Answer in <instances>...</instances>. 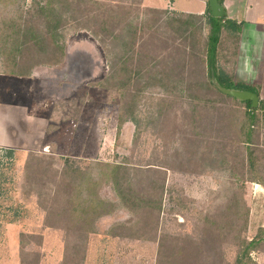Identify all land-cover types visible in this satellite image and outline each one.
Segmentation results:
<instances>
[{
    "label": "rangeland",
    "instance_id": "1",
    "mask_svg": "<svg viewBox=\"0 0 264 264\" xmlns=\"http://www.w3.org/2000/svg\"><path fill=\"white\" fill-rule=\"evenodd\" d=\"M26 1L31 7L34 0ZM77 1L74 11L63 16L58 32V45L64 51L60 64L58 50L43 38L46 51L38 54L33 48L22 66L33 75L32 80L0 75V264H20L21 234L41 238L40 247L36 243L28 247L39 253L40 264H60L62 260L63 233L43 228L39 212L28 204L24 208L19 200L21 172L31 150L73 159L81 168L95 160L163 167L167 170L164 209L174 211L164 215L168 219L165 227L170 226L173 235H189L190 257L194 259L200 250L209 257L206 261L202 255L201 264H211V259L220 256L222 261L212 264H232L235 248L231 242L198 232L192 211L221 216L236 196L241 177L246 180L244 200L249 210L246 236L252 239L264 228V187L249 180L242 145L232 148L238 139L235 127L241 111L212 88L199 86L207 81L204 58L197 47L205 30L193 29L185 36L170 32L166 19L184 18L168 12L157 20L140 7L141 0ZM247 1L227 0L229 13L234 12L233 19L243 27L235 60L223 34L218 66L222 75H234L236 83L259 85V98L264 100V0H249L248 5ZM101 5L118 12L123 20L119 31L129 23L141 31L131 52L158 59L151 72L182 81L178 84L182 93L165 95L153 80L142 78L132 91L140 99L135 112H131L133 107L126 112L131 100L124 104L126 123L118 138L120 95L103 84L118 51L111 36L116 29L104 26ZM33 24L42 29L39 20ZM161 99L167 100L166 108L157 117ZM197 99L216 102L213 108H203L204 103L196 106ZM256 146L264 151V114ZM218 154L227 155L226 164H221ZM259 172L264 178V158ZM120 215L99 223L97 234L89 240L84 264H155V247L107 236L108 228L125 218ZM252 259L264 264V248L253 253Z\"/></svg>",
    "mask_w": 264,
    "mask_h": 264
},
{
    "label": "trees",
    "instance_id": "2",
    "mask_svg": "<svg viewBox=\"0 0 264 264\" xmlns=\"http://www.w3.org/2000/svg\"><path fill=\"white\" fill-rule=\"evenodd\" d=\"M26 3V0H0V75L30 77L29 71L22 70V66L27 64L25 56L33 53V48L38 54L46 51L41 42L43 38L49 40L58 50L59 64L64 58V51L58 45V32L62 27L63 16L67 11L73 12L79 2L34 0L31 7H27ZM219 4L222 5L223 0H219ZM208 13V32L203 52L210 76L223 88L249 91L259 97V85L249 87L236 83L233 75H222L217 64L223 34L232 47L233 60L236 59L243 24L226 19L225 16L215 19ZM35 19L42 24V29L35 27ZM130 61L127 60L126 63ZM125 76L118 77L125 80V84L118 87L121 108L116 129L117 138L124 125L122 106L131 84V78ZM209 86L219 93L211 82ZM220 95L230 99L241 111L235 127L238 139L232 148L236 149L237 143L242 145L249 169V180L264 187V178L259 172L264 151L255 148L261 131L264 100L259 98L258 107L252 109L250 102H239ZM215 102L208 101L209 108H213ZM130 111L131 109H127L126 112ZM226 157L227 155L218 154L221 164H226ZM166 172L163 167L132 165L126 161L95 160L81 168L73 159L63 160L54 153L46 155L29 152L21 172L19 200L24 208L31 205L39 212L43 228L63 233L60 264H84L89 240L97 234L99 223L104 218L120 213L126 219L112 224L107 230V236L155 247V264H188L189 261L201 264V250L193 255L194 259L187 251V242L191 240L189 235H173L172 228L165 227L168 219L164 215L174 213L173 210L164 209ZM238 178L240 185L236 196L224 212L222 211V215L218 218L209 217L194 210L193 225L201 234L227 238L235 248L232 264H257L252 259V254L264 248V228L259 229L252 239L247 238L249 210L244 200L246 180ZM20 239V264H40L39 253L28 247L33 245L31 243L40 247L41 238L38 235L21 234ZM193 242L197 243V240L192 239ZM203 256L206 261L209 259L208 256ZM222 259L220 256L219 260L214 258L210 262L217 263Z\"/></svg>",
    "mask_w": 264,
    "mask_h": 264
},
{
    "label": "crops",
    "instance_id": "3",
    "mask_svg": "<svg viewBox=\"0 0 264 264\" xmlns=\"http://www.w3.org/2000/svg\"><path fill=\"white\" fill-rule=\"evenodd\" d=\"M248 1H247V5L249 4ZM140 4H141L140 7L142 9H145L146 13L154 15L157 20L159 19L161 20V16L167 14L168 12L177 14L176 16H179L182 19L184 18L183 21L181 19L176 20V17L167 18L165 21L166 22L165 27H166V30H169L170 32L173 31L174 33H178V34L180 32L181 35L184 34L185 36L188 33H190L193 29H196L197 31L205 30V36L202 35V37L197 41V47L201 52V56L204 58L203 48H204V44H205L206 36L208 32L206 23L208 21V15H209L208 12H210L208 9L207 2L205 3L203 0H141ZM222 5L224 8V16L226 17V19L237 21L233 19L235 16L234 12L229 13L230 7L228 6L227 0H223ZM99 9L102 10L103 13L105 14L102 17L104 19L103 20L104 26L109 27L113 25V27L116 29L115 31L112 30L111 36L113 37L112 43L115 45L116 48H118V51L115 54L116 58L113 59V62L110 63L111 66L108 68V71L104 79L105 81L103 84H106L105 85L106 88L114 89L115 91L119 93L120 91L118 90V87L119 85L123 86L125 84V80L123 79L121 80L118 77L121 75H126L125 77H130L131 84L129 85L128 96L124 104L126 103L127 100H131L132 103L128 108L131 109V107H133L134 112H135V107L137 108V104L140 99L138 97L139 93L136 92V94L133 95L132 91L138 85V83L140 82L142 78L144 79L146 77L149 80V82L150 80H153V85L156 84L158 87H160L163 90V93L165 95L167 94L174 95L176 92L182 93V91L178 89L179 87L178 84H182V81L181 83H179L180 81L173 80L170 75H166L162 73L157 74V73L151 72L153 68L155 69L157 67L158 59H155V58L151 59L150 57L147 58L146 56L136 55V54H133V52H131V48L132 46L135 45L137 36L141 31H139L138 28L133 27L130 23L128 25H124L123 27H121L119 31V29L117 28H119L123 20L117 14L118 12L116 10L105 9V6L103 5H101ZM247 13H248V9L246 10V15ZM173 24H178V26L174 27ZM199 24H200L201 29L196 27V26H199ZM103 28L104 27H101V29ZM200 32L202 33V31ZM239 44H240V39H239L238 45ZM237 51H238V48H237ZM127 60H131L130 63H126ZM204 65H205V70H206L205 77L207 81H205V83L203 81L202 83L199 84V86L200 87L205 86L206 88H210L209 82H211V80L214 78L211 77L209 74L205 58H204ZM208 77H210V80H208ZM33 78L34 77L32 75V77L30 76L28 78H23V79L32 80ZM97 86L100 87V85H97ZM145 87H148V86L146 85L140 88V90L145 89ZM121 91L123 92L124 89ZM166 99H161L159 103L160 105L157 106V109H158L157 117H162L164 115L163 111H165V108H166L165 106L166 101H167ZM197 100L200 102H197L196 106L202 107L204 103L206 106H203V108L209 107L208 101L210 100L208 101L207 100L203 101L202 99L200 100L197 99ZM124 104L122 108H124ZM120 108H121V102H120ZM118 118H119V114H118ZM125 123H126V119L124 118V124ZM30 152H34V150L33 151L31 150Z\"/></svg>",
    "mask_w": 264,
    "mask_h": 264
},
{
    "label": "water",
    "instance_id": "4",
    "mask_svg": "<svg viewBox=\"0 0 264 264\" xmlns=\"http://www.w3.org/2000/svg\"><path fill=\"white\" fill-rule=\"evenodd\" d=\"M206 2L212 18L221 19L224 17V8L223 5L219 4V0H206ZM211 83L220 94L239 102H250L252 109H256L258 107L260 99L256 94L249 91L223 88L215 79H212Z\"/></svg>",
    "mask_w": 264,
    "mask_h": 264
}]
</instances>
